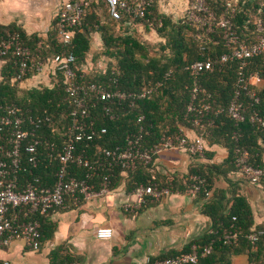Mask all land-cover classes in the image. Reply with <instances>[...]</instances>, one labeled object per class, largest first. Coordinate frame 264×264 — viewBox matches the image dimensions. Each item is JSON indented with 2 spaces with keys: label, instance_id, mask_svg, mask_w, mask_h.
Listing matches in <instances>:
<instances>
[{
  "label": "trees",
  "instance_id": "16d2710c",
  "mask_svg": "<svg viewBox=\"0 0 264 264\" xmlns=\"http://www.w3.org/2000/svg\"><path fill=\"white\" fill-rule=\"evenodd\" d=\"M89 1L82 25L74 28V36L69 48L75 56L73 63L75 69L79 73L85 72L82 64L86 61L91 48L89 33L93 28H97L102 30L104 54L114 57L116 62H110L107 68L100 69L94 75L86 74L85 80L102 83L110 89L119 88L132 91L152 85L156 89L150 97L139 100L134 106L112 105L117 113L116 118L108 116L102 107L104 102L98 100L96 106L91 107L97 133L93 141L87 142L88 146L87 143L86 146L80 144L79 150L87 147V154L92 155L93 149L97 146L113 148L124 145L127 135L137 132L141 127L147 133L145 135L147 145L158 143L162 134L180 133L182 125L191 124L197 131L201 130L199 126L188 121L195 113H188V105L196 78L193 72L187 69V65L196 60L213 59L231 50L232 45L228 44L224 38L223 28L214 23L213 29L205 33L185 18L175 21L170 15L161 11V0L152 1L149 13L144 18L125 15L119 19H115L109 14L105 0ZM204 2L208 11L216 19L227 14L229 7L235 8L232 23L234 33L239 40L253 43L264 36V0H238L236 2L204 0ZM201 14L204 13L201 12ZM106 17L113 23L128 25L144 22L149 27L152 23L158 32L166 37V43L161 44L162 53L149 55L148 44L132 33L125 35L110 33L108 24L103 19ZM55 25L56 21L52 29L48 31L46 38H41L37 34L28 35L19 28L7 30L0 28V36L9 32H20L24 43L31 48L34 57L38 61L50 64L52 57L62 50ZM198 33L201 35L200 37L197 36ZM167 49H169L168 53ZM3 59L7 60V67L4 68L3 80L0 83V114L6 112L8 105H15L21 108L27 116L31 115L36 125H39L35 132L38 137L42 140L49 139L61 143L64 139L66 126L70 122L68 112L71 105L65 99V83L62 73H57L58 81L52 82L50 86L22 88L19 85L20 82L30 77L32 71L34 74H37L38 71L33 69L23 78L17 79L18 67L14 57L8 55ZM239 65V61L230 60L212 72H204L199 78L201 86L211 94L212 108L204 118L206 142L208 145L220 144L229 149L228 157L221 164H209L202 161L193 163L187 176L189 178L186 179L189 189L194 183L192 175L205 179V185L199 189L196 195L207 200L202 211L212 218V229L200 239L191 241L181 251H175L161 258L189 251L193 245L201 246L212 243L213 251L201 258L197 264H231L232 255L243 253L248 255L253 264H264V236L260 237L255 244L251 243L248 238V234L254 229V221L247 199L234 193L229 210H225L224 192L214 189L217 174L227 175L230 170L235 172V156L238 148L249 151L252 164L264 166V129L251 121V115L255 111H264V83L260 88L252 86V89L256 90L260 97L259 103L244 96L246 117L243 121L237 122L227 113V107L237 89ZM244 73L247 78L250 74L257 73L264 82V54L248 59ZM13 78L15 81H12ZM24 126L30 129L35 127L29 121H25ZM10 130V126L0 124V144L7 147L9 146ZM43 146V144L40 145V149ZM208 150L207 146L206 152L210 156L211 153ZM21 153L22 164L19 180L26 182L37 179L40 186H53L57 178L58 162L43 153L37 166L33 167L28 161L25 143ZM151 168L152 163H139L133 171H123L119 168L111 172L101 171L96 176V180L102 181L104 176L110 175L111 187L115 188L120 184L122 175L126 172L129 174L128 184L132 189L149 182L160 183L164 187H169L172 192L183 186L180 183L181 180L176 176H164L152 171ZM75 169L80 174L84 171L77 167ZM206 192H213V195H209V197ZM53 210L38 211L34 215L40 222L42 242L51 239L56 230V222L50 217ZM234 216L237 217L236 220L233 219ZM233 224L239 227L240 238L237 243L226 244L221 238L224 230ZM59 254L62 256L60 262L56 260V256ZM67 254V251L62 248L53 251L51 253V258L54 259L52 264H65L69 260ZM153 261L154 259L151 264Z\"/></svg>",
  "mask_w": 264,
  "mask_h": 264
},
{
  "label": "built area",
  "instance_id": "2783aa9c",
  "mask_svg": "<svg viewBox=\"0 0 264 264\" xmlns=\"http://www.w3.org/2000/svg\"><path fill=\"white\" fill-rule=\"evenodd\" d=\"M152 1L105 0L109 14L115 19L125 15L144 18L149 13ZM89 3V0H66L58 8L56 15L55 26L62 50L52 57L50 65H53L54 78L57 77L58 72L62 73L65 99L71 104L68 112L70 122L66 126L61 143L49 139L42 140L38 137L35 132L39 125H36L31 115L27 116L15 105H8L6 112L0 114V124L11 127L8 135L9 146L0 144V247L9 246L13 241L20 239L32 250L42 249L40 222L34 215L38 211L64 207L70 198L74 204H79L110 193L114 189L111 187L110 175L104 176L102 181L96 180V176L101 171L111 172L117 168L133 171L139 163H153L155 157L166 149H179L196 158L204 157L207 149L204 118L212 108L211 94L201 86L199 81L204 72H212L230 60L239 61L237 89L227 107V113L237 122L243 121L246 117L244 96L251 98L255 103L260 101V97L252 86L260 85L263 79L257 73H252L247 78L244 67L251 57L264 54V36L253 43L241 41L233 30L234 7H229L227 14L216 19L205 4L200 6L193 1L185 19L204 32L211 31L213 24L216 23L223 28L227 43L232 45L229 52L213 59L196 60L187 65V69L191 70L196 78L188 105V113H195L188 121L199 126L201 130L194 137L188 136L182 129L178 134H162L158 143L147 145L145 143L147 133L141 127L137 132L127 135L124 145L113 148L97 146L93 149L92 155L87 154V147L79 150L80 144L86 146L87 142L93 141L97 133L91 107L96 106L98 100L104 102L102 107L106 114L116 118L117 113L112 105L134 106L139 100L150 97L156 89L153 85L132 91L110 89L102 83L86 81V72L79 73L75 69L73 65L75 56L69 48L73 40L74 28L82 25ZM201 12L204 14L202 15ZM197 36L201 35L198 33ZM8 55L14 57L18 67L17 79L23 78L33 69L39 73L46 65L34 57L31 48L24 43L22 34L18 31L0 36V58ZM25 121H29L35 127L26 128ZM251 121L264 129V111H255L251 115ZM24 143L28 161L33 167L37 166L43 153L58 162L57 178L53 186H40L37 179L26 182L19 180L22 164L21 149ZM42 144L44 146L40 149ZM235 166L237 174L249 182L261 184L264 181V166L252 164L248 150L240 148L236 150ZM75 167L83 169V173H78ZM191 178L194 181L192 191L197 193L205 185V179L197 175H192ZM171 193L172 190L169 187H164L157 182L140 184L131 190L132 199L125 201L122 209L127 213L135 214L144 204L157 202ZM210 194L206 192L207 196ZM233 219L236 220L237 217L234 216ZM113 234L114 230L111 227L96 229L97 237L102 239H109ZM240 235L239 227L233 224L224 230L221 239L226 244H234L238 242ZM262 236H264V228L253 229L248 234L253 244ZM212 251V243L193 245L189 251L157 258L152 264H197L201 258Z\"/></svg>",
  "mask_w": 264,
  "mask_h": 264
},
{
  "label": "crops",
  "instance_id": "0c3cea01",
  "mask_svg": "<svg viewBox=\"0 0 264 264\" xmlns=\"http://www.w3.org/2000/svg\"><path fill=\"white\" fill-rule=\"evenodd\" d=\"M65 1L0 0V28H19L28 35L46 38L54 26L58 8ZM6 64L7 60L0 58V83ZM45 72L52 76L53 65H44L37 75ZM26 79L20 82V87L31 88ZM263 83L256 87H262ZM181 129L190 137L198 133L191 124L182 125ZM207 146L210 156L206 152L204 157L196 158L179 149H166L155 157L151 170L164 176H176L183 185L161 200L144 204L135 214L125 212L122 204L132 199L129 174L125 172L120 184L110 193L79 204L69 199L66 206L55 208L50 217L56 222V230L51 239L43 242L42 249L32 250L18 239L0 247V263L52 264L51 253L59 248L69 255L65 264H151L153 259L181 251L213 226L212 218L202 211L207 200L196 195L186 183L193 163L221 164L229 155V149L223 145L207 142ZM214 189L224 192L225 210H229L234 193L244 196L252 210L254 229L264 228V181L253 184L236 170H230L227 175L217 174ZM98 227L113 228V236L97 237ZM61 259L60 254L56 256L57 261ZM231 264L253 263L243 253L232 255Z\"/></svg>",
  "mask_w": 264,
  "mask_h": 264
},
{
  "label": "rangeland",
  "instance_id": "374dc122",
  "mask_svg": "<svg viewBox=\"0 0 264 264\" xmlns=\"http://www.w3.org/2000/svg\"><path fill=\"white\" fill-rule=\"evenodd\" d=\"M194 1L197 5H204V0H161L160 8L163 13L170 15L173 20L178 21L186 17L187 10L190 4ZM210 1V0H209ZM214 1V0H211ZM238 1V0H231ZM105 23L108 24L110 33L114 35H125L126 33H132L141 41L148 44L149 55H159L162 53L161 44L166 43V37L158 32L157 28L153 25L149 26L144 22H135L131 25L113 23L106 17L103 18ZM207 33V31L205 32ZM91 40V48L88 52L86 61L82 64V67L86 74L94 75L100 69H105L109 66L110 62H116L114 57H108L104 54V41L102 38V30L93 28L89 33ZM169 52V49L166 50ZM38 74V73H37ZM34 74L28 77V84L30 87L43 88L50 86L52 82H57L59 78H54L47 72L43 75ZM25 80V79H24ZM22 91L20 92V94Z\"/></svg>",
  "mask_w": 264,
  "mask_h": 264
}]
</instances>
